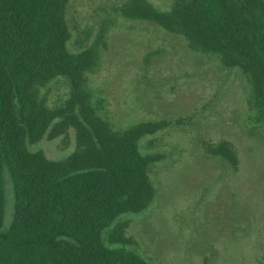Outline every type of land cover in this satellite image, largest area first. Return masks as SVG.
<instances>
[{"label": "trees", "instance_id": "16d2710c", "mask_svg": "<svg viewBox=\"0 0 264 264\" xmlns=\"http://www.w3.org/2000/svg\"><path fill=\"white\" fill-rule=\"evenodd\" d=\"M70 1L0 0V264H148L126 248L136 244L126 235L129 221L117 223L106 242L102 234L154 201L151 166L164 154L145 153L140 142L172 123L113 124L106 97L89 80L98 72L108 30L102 27L90 46L71 52ZM119 12L183 36L191 50L240 69L250 85L247 119L264 125V0H174L165 12L149 0H128ZM58 78L68 81L69 95L51 107L42 91ZM70 129L76 146L66 159L28 149L46 136L67 138ZM206 150L237 171L234 144L222 140ZM6 172L14 192L7 227Z\"/></svg>", "mask_w": 264, "mask_h": 264}, {"label": "rangeland", "instance_id": "374dc122", "mask_svg": "<svg viewBox=\"0 0 264 264\" xmlns=\"http://www.w3.org/2000/svg\"><path fill=\"white\" fill-rule=\"evenodd\" d=\"M127 1L71 0L67 10L71 52L90 46L102 27L108 30L98 72L89 80L106 97L113 124L172 123L140 142L143 152L164 154L151 166L154 201L140 214L119 217L102 237L106 242L117 223L129 221L126 235L136 244L126 248L148 264H264V125L247 119V77L214 55L191 50L183 36L125 18L119 8ZM173 1L149 0L164 12ZM69 90L68 81L58 78L42 92L57 107ZM222 140L238 151L237 171L206 150ZM75 146L70 129L67 138L46 136L28 149L58 161ZM6 176L7 227L14 192Z\"/></svg>", "mask_w": 264, "mask_h": 264}]
</instances>
